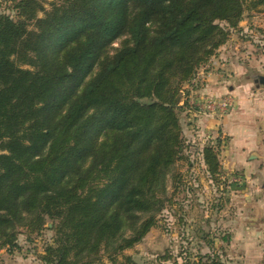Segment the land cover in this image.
I'll return each instance as SVG.
<instances>
[{
    "label": "trees",
    "instance_id": "trees-1",
    "mask_svg": "<svg viewBox=\"0 0 264 264\" xmlns=\"http://www.w3.org/2000/svg\"><path fill=\"white\" fill-rule=\"evenodd\" d=\"M4 2L14 16L0 12V246L49 220L43 264H137L125 251L156 227L166 177L185 158L184 87L264 0ZM221 143L200 151L212 180ZM182 260L231 264L218 249Z\"/></svg>",
    "mask_w": 264,
    "mask_h": 264
},
{
    "label": "rangeland",
    "instance_id": "rangeland-1",
    "mask_svg": "<svg viewBox=\"0 0 264 264\" xmlns=\"http://www.w3.org/2000/svg\"><path fill=\"white\" fill-rule=\"evenodd\" d=\"M41 1L49 9L48 4L53 0ZM11 6L10 3H2L0 12L13 17ZM263 11L261 7L245 14L246 19L252 18L251 23L244 26H251V33L244 28L246 32L243 35L238 31L233 33L229 42L234 44L232 52L222 49L216 53L217 56L210 60L197 83L184 87L179 118L185 158L177 162L166 177L170 203L157 217L156 227L140 244L125 251L137 264H159L158 258L167 255L170 259L162 264H181L182 258L198 261V257L214 253L217 249L223 261L244 264L240 257L244 259L247 251L242 246L245 233L249 235L251 228L257 230L264 225L263 208L257 205L259 201L264 203L263 189L249 181L242 169L230 168L229 137H225L224 127L214 129L203 125L202 118L209 117L198 113L195 106L199 99L207 95L199 93L206 72L226 73L225 88L240 84L246 87V94L257 96L259 93L260 96L264 87H257L254 81L264 76V35L258 30ZM245 35L248 37L244 38ZM128 39L129 36L124 34L107 47L86 81L98 73L102 62L127 45ZM218 137L222 140L219 154L221 169L217 180H212L203 165L200 151L206 143ZM106 139L107 136L101 135L98 143ZM52 227L53 222L47 220L43 230L32 235H28L24 228H16L17 246H0V264H43L39 257L45 245L52 241ZM245 228L248 230L245 231ZM224 237H227L226 241ZM237 241L240 243L238 246ZM231 242H234L233 245ZM248 255L252 256V250ZM262 259L260 264H264V255ZM102 262L111 264L106 256Z\"/></svg>",
    "mask_w": 264,
    "mask_h": 264
},
{
    "label": "crops",
    "instance_id": "crops-1",
    "mask_svg": "<svg viewBox=\"0 0 264 264\" xmlns=\"http://www.w3.org/2000/svg\"><path fill=\"white\" fill-rule=\"evenodd\" d=\"M262 9L264 10V7ZM262 16L258 30L264 35V11ZM251 21L252 18L246 19L244 17L239 23L238 32H240V35H243V32L247 30L251 33V26L248 28L244 27L245 24L248 22L250 24ZM233 36L234 34L231 35L230 39ZM245 37L247 38L248 36L245 35ZM230 39L217 50V53H220L222 49L228 50V53L232 52L234 44L229 43ZM225 74L222 72L218 74L206 72L203 77V84L199 88V93L214 97L229 94L234 101L233 109L223 118L215 119L209 117L202 118L201 121L204 122L203 125H208L214 129L221 126L222 128L224 127V135L229 137L228 155L231 159L230 168L242 169L248 180L259 184L264 193V89H262L260 96L258 95L259 93H257V96L254 93L251 94L253 97L246 94V87L240 84L225 88V85H223ZM260 202L257 205L262 206L264 212V203L261 204L262 202ZM244 230L248 229L245 228ZM249 231H251L249 235L245 233V241L242 244L243 249H247L245 258H240L244 264H260L264 255V225L261 229L255 230L251 228ZM233 243L231 242V245ZM238 244L240 243L237 241V246ZM251 250L252 256H249L248 253Z\"/></svg>",
    "mask_w": 264,
    "mask_h": 264
},
{
    "label": "built area",
    "instance_id": "built-area-1",
    "mask_svg": "<svg viewBox=\"0 0 264 264\" xmlns=\"http://www.w3.org/2000/svg\"><path fill=\"white\" fill-rule=\"evenodd\" d=\"M209 62L200 68L191 84L197 83V81L199 80V76L202 75ZM195 106L198 113L215 119H220L226 116L233 109L234 101L232 96H230L229 94L221 97L206 95L202 99H199L198 103H195Z\"/></svg>",
    "mask_w": 264,
    "mask_h": 264
},
{
    "label": "water",
    "instance_id": "water-1",
    "mask_svg": "<svg viewBox=\"0 0 264 264\" xmlns=\"http://www.w3.org/2000/svg\"><path fill=\"white\" fill-rule=\"evenodd\" d=\"M254 83H256L257 87H264V76H259L258 80H255Z\"/></svg>",
    "mask_w": 264,
    "mask_h": 264
}]
</instances>
